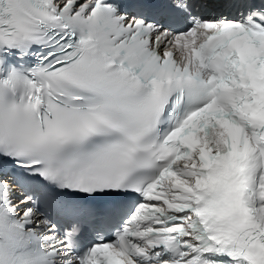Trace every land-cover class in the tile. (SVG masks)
<instances>
[{
	"label": "snow or ice",
	"instance_id": "6c2138e0",
	"mask_svg": "<svg viewBox=\"0 0 264 264\" xmlns=\"http://www.w3.org/2000/svg\"><path fill=\"white\" fill-rule=\"evenodd\" d=\"M0 264H264V0H0Z\"/></svg>",
	"mask_w": 264,
	"mask_h": 264
}]
</instances>
